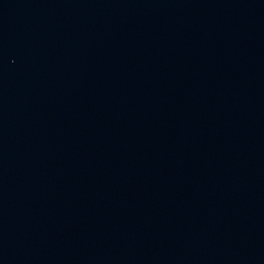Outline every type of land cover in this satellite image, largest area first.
Wrapping results in <instances>:
<instances>
[{
	"label": "water",
	"instance_id": "obj_1",
	"mask_svg": "<svg viewBox=\"0 0 264 264\" xmlns=\"http://www.w3.org/2000/svg\"><path fill=\"white\" fill-rule=\"evenodd\" d=\"M0 264H264V0H0Z\"/></svg>",
	"mask_w": 264,
	"mask_h": 264
}]
</instances>
